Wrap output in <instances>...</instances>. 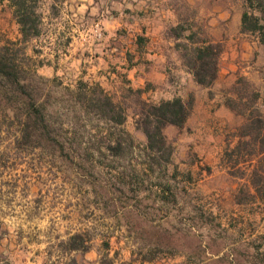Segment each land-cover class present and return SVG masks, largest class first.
I'll use <instances>...</instances> for the list:
<instances>
[{"label":"rangeland","instance_id":"1","mask_svg":"<svg viewBox=\"0 0 264 264\" xmlns=\"http://www.w3.org/2000/svg\"><path fill=\"white\" fill-rule=\"evenodd\" d=\"M62 2L38 0L39 34L28 40L18 36L9 9L0 6V52L12 57L24 85L23 93L16 92L20 98L9 99L13 91L0 79V264H10L11 253L25 243L51 259L104 231L126 238L122 249L134 256L124 264H264V151L248 138L252 153L243 150L238 159L227 154L245 122L228 102L246 114L256 108L264 120V46L258 34H225L218 41L219 75L208 90L215 127L207 134L217 144L210 158L190 92L184 95L192 105L187 122L164 128L170 159L151 164L134 122L136 94L124 83L102 86L96 80L90 64L99 36L87 33L86 23L73 34L74 21ZM194 23L206 29L204 19ZM211 36L196 35L209 41ZM235 42L244 58L230 67L227 46ZM79 80L99 83L126 106V120L114 136L104 120L73 100ZM29 97L54 139L18 146L22 100ZM116 136L117 151L109 148ZM112 244L120 247L119 237Z\"/></svg>","mask_w":264,"mask_h":264},{"label":"crops","instance_id":"2","mask_svg":"<svg viewBox=\"0 0 264 264\" xmlns=\"http://www.w3.org/2000/svg\"><path fill=\"white\" fill-rule=\"evenodd\" d=\"M62 1L74 21L73 34L79 33V24L86 23L87 33L99 36L94 45L98 53L90 64V71L102 86H106L108 81H114L124 83L126 87L141 88L143 98L158 97L155 102L176 96L184 100L185 93L194 92L198 116L195 124L197 130L204 134L201 142L207 150L206 158H210L209 151L217 145L207 134L215 127L210 117V103L214 100L208 92L211 86H201L194 80L178 42H186V35L191 32L210 34L212 42L221 41L225 34L242 35L251 32L241 29L242 13L246 9L254 11L248 8L246 0ZM0 6L9 9V17L17 25L18 36L21 38L19 26L13 19V7L8 0H0ZM191 11L194 13H187ZM203 19L206 29L194 23L202 22ZM180 25L182 36L176 37L172 29ZM97 27L100 29L98 33ZM227 48L230 67L244 58L236 42ZM237 54H240L239 57ZM218 75L219 70L215 80ZM218 156L222 157L221 154ZM122 236V233L109 235L106 231L94 234L89 239H82L79 246L68 248L51 259L44 256L43 250L38 251L25 243L11 253L10 264H46L44 261L47 264H124L134 253L122 249V241H126ZM118 237L120 247H113V240Z\"/></svg>","mask_w":264,"mask_h":264},{"label":"trees","instance_id":"3","mask_svg":"<svg viewBox=\"0 0 264 264\" xmlns=\"http://www.w3.org/2000/svg\"><path fill=\"white\" fill-rule=\"evenodd\" d=\"M8 1L13 7V15L19 26L22 40L37 36L40 21V14L36 11L38 0ZM246 2L248 8L256 13L247 9L242 13L241 29L242 31L256 32L259 41L264 46V0H246ZM181 30L182 25L173 28L172 32L174 36L180 37L182 36ZM196 35L194 32L187 34V41L178 42V46L182 48V57L192 72L194 80L201 86L209 87L217 75L221 46L218 42L199 38ZM6 55L0 52V79L13 91L9 99L20 98L16 92L23 93L24 85L19 81L12 57ZM240 80L243 79L240 77ZM236 91L239 93V90ZM128 92L137 96L136 103L139 110L134 112V122L136 128L140 129L145 136L144 150L149 162L160 164L161 160L168 161L172 154V148L166 140L164 128L168 125L181 128L190 114L191 101H185L176 96L171 99L152 102L141 96L143 92L141 88L128 87ZM72 95L73 100L79 103L87 113L92 112L104 120L107 134L111 137L115 135V129L126 120V106H123L122 101H115L112 95L99 83L79 80L76 88L72 91ZM22 102L25 105V118L19 121V134L15 137L17 145L29 142L33 143L34 146L36 145L35 142L40 139H54L52 129L45 119V114L35 104L33 98L29 97L28 100H22ZM227 106L237 115L245 118V122L240 126L239 141L227 153L228 156H236L235 158L238 159L243 150L252 153L255 147H249L251 142L248 138L252 141L257 140L259 142L257 148L260 152L264 151V132H262L264 120L260 112L256 108H251L246 114L243 110H239L233 102H228ZM115 138L113 139L115 143L109 147L111 150H116L120 146V138L117 136ZM237 159L234 162H237ZM253 174L255 176V170Z\"/></svg>","mask_w":264,"mask_h":264}]
</instances>
